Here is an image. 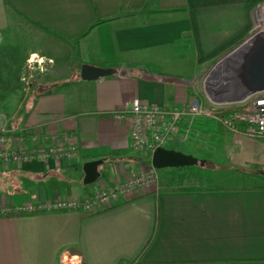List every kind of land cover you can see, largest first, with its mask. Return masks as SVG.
I'll use <instances>...</instances> for the list:
<instances>
[{
    "label": "crops",
    "instance_id": "obj_1",
    "mask_svg": "<svg viewBox=\"0 0 264 264\" xmlns=\"http://www.w3.org/2000/svg\"><path fill=\"white\" fill-rule=\"evenodd\" d=\"M263 1L0 0V125L8 146L66 135L80 150L74 158L0 161V207L86 198L131 172L156 176L155 185L91 214L0 216V264H60L62 252L81 264H264V189H256L264 186V140L208 115L184 119L166 147L204 161L218 185H193L195 171L182 174L181 185L173 171L158 182L151 152L133 148L129 120L113 116L135 102L177 107L201 96L202 78L250 36ZM249 51L236 59V73ZM31 57L47 65L26 83ZM85 63L115 73L85 81ZM90 160L102 164L86 184Z\"/></svg>",
    "mask_w": 264,
    "mask_h": 264
},
{
    "label": "built area",
    "instance_id": "obj_2",
    "mask_svg": "<svg viewBox=\"0 0 264 264\" xmlns=\"http://www.w3.org/2000/svg\"><path fill=\"white\" fill-rule=\"evenodd\" d=\"M254 29L250 36L236 50L218 60L212 69L202 78L203 92L210 108L204 106L201 96L193 95L184 106L160 107L141 102L132 103L129 107L113 111V116L119 120H129L130 142L133 148L151 153L157 147L166 148V144L177 134L184 119H192L208 115L217 121L224 129L244 133L247 136L264 140V89L251 91L246 88L239 72L234 71L232 77L230 66L231 55L248 46L251 50L262 34L264 39V1L253 10ZM261 41V40H259ZM2 42L0 36V44ZM232 61V62H231ZM42 58H28L26 71L22 75L28 83L33 78V70L43 71ZM235 62V61H234ZM37 63V65H36ZM242 65V63H241ZM243 66V65H242ZM51 144H39L37 147H9L7 129L0 125V161L4 164L26 162V160H47L54 158H74L79 154L77 145L69 144L66 135L51 136ZM33 142L43 141V138L32 136ZM22 142V138L19 139ZM156 176L152 171L141 173L131 172L121 181L104 187L86 198H67L37 202H28L16 206L0 207V216L22 215L42 212L74 210L91 214L112 206L119 195L130 194L136 190L155 185ZM60 264H81L77 255L62 252Z\"/></svg>",
    "mask_w": 264,
    "mask_h": 264
},
{
    "label": "water",
    "instance_id": "obj_3",
    "mask_svg": "<svg viewBox=\"0 0 264 264\" xmlns=\"http://www.w3.org/2000/svg\"><path fill=\"white\" fill-rule=\"evenodd\" d=\"M241 78L247 89L260 91L264 89V39L257 41L249 53L246 55L242 64ZM115 73L114 68L96 67L85 63L81 66L79 74L82 80H95L99 77L109 76ZM151 165L155 168L192 166L198 163L197 157L185 154L171 148L157 147L151 153ZM202 165L204 161H199ZM102 162L100 160H90L84 162V183L88 184L97 179V170Z\"/></svg>",
    "mask_w": 264,
    "mask_h": 264
},
{
    "label": "rangeland",
    "instance_id": "obj_4",
    "mask_svg": "<svg viewBox=\"0 0 264 264\" xmlns=\"http://www.w3.org/2000/svg\"><path fill=\"white\" fill-rule=\"evenodd\" d=\"M241 51H243V49H240L237 52H234L235 54L230 56L231 59L233 60V62L231 61L232 65L227 66V64H226V67L230 66V72L231 73L234 72V71H231L232 68L234 69V65H235L236 69L238 68L236 66V62H237L236 59L238 58L239 54H241ZM36 65H37V63H36ZM46 65H47V62L45 61L42 64L43 71L45 70ZM26 66H27V64H26ZM33 71H34L33 72V76H34V73L36 70L34 69ZM37 71H39V70H37ZM231 75L234 78L236 77L235 73H232ZM201 93H202L201 98L205 97V93L203 92V85L202 84H201ZM189 168L188 169H183L181 167L180 168H167V169L155 168V170L157 172V181L160 182L161 179H166L168 181V179L170 178L169 171H173L175 174L172 172L173 173L172 175H173V178L175 179L176 184L181 185L180 179H181L182 174H186L189 176V175H191V173H193V171H195L196 175H193V177L191 176L194 179L193 185L195 184V185H199V186H203V187L218 185V183L215 181L214 176H213V173H214L213 169H211L208 165L201 166L199 164H196V165H193V167H189Z\"/></svg>",
    "mask_w": 264,
    "mask_h": 264
},
{
    "label": "trees",
    "instance_id": "obj_5",
    "mask_svg": "<svg viewBox=\"0 0 264 264\" xmlns=\"http://www.w3.org/2000/svg\"><path fill=\"white\" fill-rule=\"evenodd\" d=\"M256 189H264V186H258L256 187ZM154 234H155V230L153 231V234L151 235L152 237L150 238V240L147 242L146 244V247L143 249L144 251H146V248L151 244V242L153 241L154 239ZM143 251V252H144ZM117 264H164V263H150V262H147V263H144V262H140L138 260H134L133 262H119Z\"/></svg>",
    "mask_w": 264,
    "mask_h": 264
},
{
    "label": "bare ground",
    "instance_id": "obj_6",
    "mask_svg": "<svg viewBox=\"0 0 264 264\" xmlns=\"http://www.w3.org/2000/svg\"><path fill=\"white\" fill-rule=\"evenodd\" d=\"M262 37H263V35L262 34H259L258 35V40L257 41H259V40H262ZM250 49V48H249ZM241 55V54H240ZM245 56V55H244ZM243 58H245V57H243ZM238 60V59H237ZM240 66H242V65H240ZM236 69V68H235ZM235 71V70H234ZM237 71H239V70H237Z\"/></svg>",
    "mask_w": 264,
    "mask_h": 264
}]
</instances>
